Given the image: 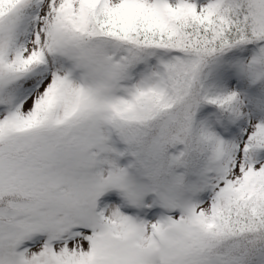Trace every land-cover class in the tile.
<instances>
[{
	"label": "snow or ice",
	"instance_id": "snow-or-ice-1",
	"mask_svg": "<svg viewBox=\"0 0 264 264\" xmlns=\"http://www.w3.org/2000/svg\"><path fill=\"white\" fill-rule=\"evenodd\" d=\"M0 264H264V0H0Z\"/></svg>",
	"mask_w": 264,
	"mask_h": 264
}]
</instances>
